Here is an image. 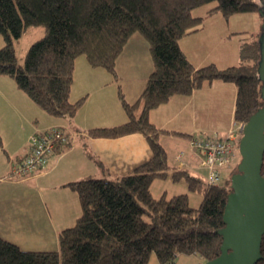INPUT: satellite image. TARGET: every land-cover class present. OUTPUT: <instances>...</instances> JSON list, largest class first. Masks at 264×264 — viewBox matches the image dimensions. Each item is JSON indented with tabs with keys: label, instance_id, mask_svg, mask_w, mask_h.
I'll return each instance as SVG.
<instances>
[{
	"label": "trees",
	"instance_id": "obj_1",
	"mask_svg": "<svg viewBox=\"0 0 264 264\" xmlns=\"http://www.w3.org/2000/svg\"><path fill=\"white\" fill-rule=\"evenodd\" d=\"M209 2L215 4L206 13L218 11L224 17L261 8L260 0H0V74L12 77L50 116L71 118L84 101L83 97L69 100L77 56L84 55L90 66L104 68L117 81L116 60L138 33L147 42L152 60L135 102H128L117 84L127 122L88 130L95 137L140 131L151 156L123 175L64 183L78 195L81 213L72 226L59 231L58 248L26 250L0 236V264H148L152 253L160 264H173L178 254H197L202 264L220 253L222 238L217 230L224 225L230 179L210 184L170 166L148 117L151 109L173 95H189L214 80L236 87L234 121L245 122L262 105L257 73L261 33L243 36L240 62L223 68L214 62L195 67L181 50L179 39L203 22V16H194L192 10ZM35 26L43 27L44 34L30 43L18 64L14 41ZM69 142V137L64 143L58 141L54 153ZM236 171L234 165L231 173ZM156 178L183 183L201 194V202L192 207L186 193L162 192L154 197L150 185ZM260 253L255 264H264V233Z\"/></svg>",
	"mask_w": 264,
	"mask_h": 264
},
{
	"label": "crops",
	"instance_id": "obj_2",
	"mask_svg": "<svg viewBox=\"0 0 264 264\" xmlns=\"http://www.w3.org/2000/svg\"><path fill=\"white\" fill-rule=\"evenodd\" d=\"M202 29L201 25L179 39L181 50L195 67L207 63L191 60L182 47V40L190 34L197 35ZM213 52L214 55L206 50L215 64H234L230 59H218L219 54L215 55L214 49ZM151 70L147 42L136 34L127 41L116 60L117 81L104 68L90 66L84 55L77 56L69 100L73 102L83 97L84 101L68 119L50 116L17 87L12 77L0 74V236L26 250L57 249L59 231L72 226L81 213L78 195L63 186L64 183L85 177L123 175L151 156L146 136L140 131L114 137H95L88 133L91 128L126 123L127 115L118 98L117 84L124 98L133 103L139 98ZM225 85L221 80L206 82L189 95H173L150 110L149 121L166 150L170 166L181 167L194 176V171L205 168L190 146L189 138L214 133L222 137L232 127L234 105L228 116H223L222 111ZM235 93L236 87L232 95L231 91L228 93L231 98L234 94V101ZM56 126L68 134V146L53 153L42 171L24 177L15 174L12 168L27 152L30 136L35 131ZM150 189L154 197V190L159 194L186 193L192 207L201 202V196L183 183L156 178ZM152 255L148 264H160ZM180 255H176L174 262ZM187 255L200 264L197 254Z\"/></svg>",
	"mask_w": 264,
	"mask_h": 264
},
{
	"label": "water",
	"instance_id": "obj_3",
	"mask_svg": "<svg viewBox=\"0 0 264 264\" xmlns=\"http://www.w3.org/2000/svg\"><path fill=\"white\" fill-rule=\"evenodd\" d=\"M261 1V0H260ZM264 15V6H261ZM257 73L261 82L262 105L243 123L238 140L240 160L230 176L222 220L220 253L202 264H255L261 257L264 233V31L259 36Z\"/></svg>",
	"mask_w": 264,
	"mask_h": 264
},
{
	"label": "rangeland",
	"instance_id": "obj_4",
	"mask_svg": "<svg viewBox=\"0 0 264 264\" xmlns=\"http://www.w3.org/2000/svg\"><path fill=\"white\" fill-rule=\"evenodd\" d=\"M214 4L215 2L205 3L192 10V14L194 16L203 15V31H200L199 33H197V35L190 34L186 38H184V40H182V47L187 53L188 57L195 63H197V61H202L204 63L212 62L210 56H207L206 50H209V52L214 55V49L215 55L216 52L219 54L218 59H230V61H234V64H238L240 62L238 49L239 44L242 41V37L249 33L260 34L264 31L263 12L260 9L259 11L253 12L234 13L229 15L228 17H224L220 12L217 11L213 12V15H209V17L205 16L204 13H206L207 9L212 7ZM261 6H264V0H261ZM43 34L44 29L41 26L28 27L22 32L21 36L14 41V49L18 64H22L26 50L30 43L40 38ZM136 35L141 37V35L138 33ZM137 44L140 43H135V45ZM216 65L220 68H223L230 64L224 66H220L222 64ZM225 84L227 85H225L226 87H224L226 93L223 100L222 111L223 116H228L230 107L233 108L234 105V100H232L234 94L231 98L228 93L231 91L232 95L235 85L232 82H225ZM181 140L185 142L184 138H181ZM238 140L239 139H237V143ZM184 148L188 150L187 146H185ZM239 160L240 157L237 156V158L232 160L231 163L226 164L220 168V181H223L227 178L230 179V176L232 174V167L234 165H237ZM193 174L198 176L203 182H207L208 171L206 168L200 167L197 171H194ZM193 193L199 194L201 196V194L196 191H193ZM154 194L156 197L160 195L156 190H154ZM197 205L198 204H196L195 206ZM180 256L181 257L178 259V261L174 262L173 264H197L193 259L194 257H188V255L186 256L185 254H181ZM176 258H174V261ZM199 259V261H201L200 257Z\"/></svg>",
	"mask_w": 264,
	"mask_h": 264
},
{
	"label": "built area",
	"instance_id": "obj_5",
	"mask_svg": "<svg viewBox=\"0 0 264 264\" xmlns=\"http://www.w3.org/2000/svg\"><path fill=\"white\" fill-rule=\"evenodd\" d=\"M243 123L234 121L233 126L222 137L216 133L190 136V146L198 154L200 164L208 171V183H220V168L231 163L239 155L237 139L241 135ZM67 139L66 132L61 128L51 127L35 131L29 138L27 152L13 166V172L24 177L42 171L54 153L56 143H64Z\"/></svg>",
	"mask_w": 264,
	"mask_h": 264
}]
</instances>
